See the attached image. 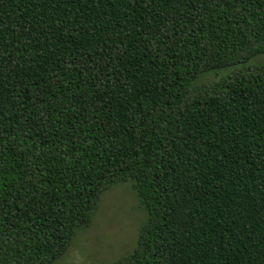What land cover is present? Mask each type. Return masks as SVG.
Returning <instances> with one entry per match:
<instances>
[{
    "label": "trees",
    "instance_id": "16d2710c",
    "mask_svg": "<svg viewBox=\"0 0 264 264\" xmlns=\"http://www.w3.org/2000/svg\"><path fill=\"white\" fill-rule=\"evenodd\" d=\"M264 0H0V264H54L102 194L147 212L118 264H264Z\"/></svg>",
    "mask_w": 264,
    "mask_h": 264
},
{
    "label": "rangeland",
    "instance_id": "374dc122",
    "mask_svg": "<svg viewBox=\"0 0 264 264\" xmlns=\"http://www.w3.org/2000/svg\"><path fill=\"white\" fill-rule=\"evenodd\" d=\"M264 66V53L249 61L203 73L194 87H210L239 72ZM125 182L105 191L90 227L78 231L67 253L54 264H118L136 249L147 212L133 187Z\"/></svg>",
    "mask_w": 264,
    "mask_h": 264
}]
</instances>
